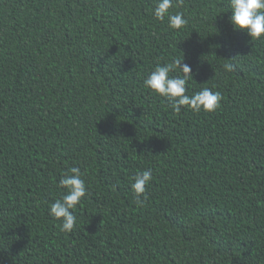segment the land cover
<instances>
[{"label":"trees","instance_id":"obj_1","mask_svg":"<svg viewBox=\"0 0 264 264\" xmlns=\"http://www.w3.org/2000/svg\"><path fill=\"white\" fill-rule=\"evenodd\" d=\"M155 5L0 0V264H264V37L232 29L229 0H174L179 30ZM177 59L217 110L145 86ZM72 167L87 193L65 232L49 209Z\"/></svg>","mask_w":264,"mask_h":264},{"label":"clouds","instance_id":"obj_2","mask_svg":"<svg viewBox=\"0 0 264 264\" xmlns=\"http://www.w3.org/2000/svg\"><path fill=\"white\" fill-rule=\"evenodd\" d=\"M174 7V0H156L153 15L157 20L168 19L169 27L175 30L182 29L187 24L183 13L171 14L169 10ZM231 15L229 23L234 31L245 32L249 37L260 39L264 37V0H229ZM177 59L172 63L157 65L144 81L145 86L153 92L166 98L169 106L175 113H180L187 107L194 112L201 110L214 112L220 107L222 95L219 91L203 88L193 95L187 94V82L193 80V70L190 65ZM229 71L233 65H225ZM179 71L182 75L172 76L170 73ZM153 179L151 169L138 172L133 176L131 185L137 203L143 201L140 197L145 194L146 186ZM60 187L66 189L62 198L55 200L49 209V214L62 220V230L71 232L76 226L77 218L74 209L87 193V187L79 167H72L59 180Z\"/></svg>","mask_w":264,"mask_h":264}]
</instances>
